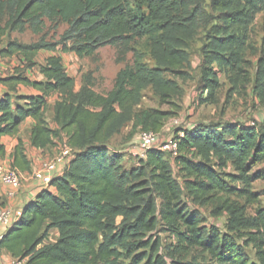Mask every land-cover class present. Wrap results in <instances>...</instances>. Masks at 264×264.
I'll use <instances>...</instances> for the list:
<instances>
[{"label": "trees", "instance_id": "16d2710c", "mask_svg": "<svg viewBox=\"0 0 264 264\" xmlns=\"http://www.w3.org/2000/svg\"><path fill=\"white\" fill-rule=\"evenodd\" d=\"M206 0H0V45L14 32L30 27L35 35L44 32L46 21L56 29H67L56 43L41 39L32 45L9 42L0 49L4 59L17 57L15 75L0 79L16 90L17 85L32 87L39 95L17 105L10 93L0 98V156L5 155L3 136H16L28 118L35 121L31 146L55 148L67 140L76 156L64 176L51 183L37 199L23 208V214L5 234L1 249L12 258H28V264H199L160 255L159 230L173 232L184 249L197 248L217 264H264V209L257 218L246 216L245 205L233 201L236 194L246 204L258 201L249 189L256 179L254 169L264 165V129L257 126L196 128L186 132L179 143V156L170 162L168 153L150 151L136 169L124 170L119 154L111 155L108 143L133 119L132 132H159L169 112H136L143 91L153 87L163 103H171L181 91L178 83L165 79V73L184 76L190 62L183 35H191L213 22L215 37L207 52L202 71L206 101H214L219 85L214 63L232 43V28L240 0H215L216 16L204 8ZM245 1V0H242ZM140 42L152 54L158 68L143 62L136 49ZM74 53L78 58H95L101 48L118 49L117 61L133 54V65L121 69L112 90L99 94L91 77L76 93L78 103L57 102L52 129L46 120L48 98L65 93L74 84L63 60L50 56L39 66L43 81H31L24 73L32 70L38 53ZM214 55V56H213ZM232 62L238 57L232 55ZM239 72L250 77L244 68ZM256 90L264 94V55L255 78ZM202 100V102H206ZM229 165L233 175H225ZM12 166L31 171V162L22 139L12 156ZM177 169V172L175 171ZM240 182L235 190L226 182ZM160 199V201H159ZM212 205V216L226 215L225 230L206 224L198 206ZM56 234V240L51 235ZM241 241V242H240ZM252 245L254 257L246 248ZM141 251V253H138ZM167 257L169 259H167ZM170 261V263L168 262Z\"/></svg>", "mask_w": 264, "mask_h": 264}, {"label": "rangeland", "instance_id": "374dc122", "mask_svg": "<svg viewBox=\"0 0 264 264\" xmlns=\"http://www.w3.org/2000/svg\"><path fill=\"white\" fill-rule=\"evenodd\" d=\"M215 0H206L204 8L209 14L216 16ZM236 10L231 9L234 15L232 28L227 36H231L233 41L226 47L225 52L220 56L222 64L214 63L213 71L217 74L219 85L215 91L214 101H206V94L203 93L202 71L207 52L211 50V42H214V26L217 22H213L206 28H201L191 35H183L186 42L183 50L188 52L190 62L186 65L184 76L165 73L164 77L168 81L178 83L181 91L174 96L171 103H163L160 94L153 87H147L142 94V99L135 109L136 112L141 110H156L161 112H169L170 116L165 120L159 134L164 140L177 137L180 130L191 132L196 128H220L237 126H255L264 129V94L259 95L256 90L255 78L259 69V62L264 55V0H240L236 5ZM67 29V25L60 23L58 28L51 27L49 21H46L44 32L41 35H35L30 27H26L23 32L9 33L4 39L0 49L4 48L9 42H16L21 45H32L37 43L44 36L47 42L56 43L60 41V36ZM143 57V62L150 68H158V64L152 54L146 49L143 42L135 46ZM59 52L65 54L63 56V67L66 74L75 80L74 86L64 94L57 92L53 94V100L47 104V110L50 115L46 117L50 124L53 123L51 107L53 102L78 103L76 93L86 84L88 77H91L94 90L99 94H106L112 90L116 75L118 72L128 65H133V54L129 53L124 62L119 63L118 49L116 47L107 46L101 48L95 58L80 59L72 53H64L62 46H59ZM40 54V55H39ZM238 57V62H232V55ZM214 56V55H213ZM48 58L46 50L38 53L34 62L36 66L44 64ZM1 59L2 67L11 63ZM18 59V58H17ZM234 60V59H233ZM16 68L19 64L16 62ZM18 64V65H17ZM239 68L245 69V74L250 77V83L246 82L243 73L239 72ZM12 70H0V77L3 74H10ZM57 95V97H56ZM56 97V99H55ZM205 100L206 102H202ZM133 119L127 126L109 141V151L111 155L119 154L122 158L124 170L130 172L138 166L136 160L130 153L128 148L135 142L140 133L138 129L132 132ZM53 149V148H52ZM170 162L174 158L167 156ZM177 172V169L175 168ZM224 174L233 175L234 169L229 167L224 170ZM256 179L249 188L251 192L259 194L258 201L254 204H246L244 199H240L236 194L231 195L233 201L239 202L246 207V216L250 220L257 218V210L264 209V165L254 169L253 173ZM228 176V175H227ZM232 189L244 190L245 187L240 182H233L229 178L225 179ZM160 201V199H159ZM206 224L225 230L226 215L220 217L212 216V205L198 206ZM162 243V251L160 255L174 256L177 260L185 262H194L199 264H217L207 254L197 248L184 249L176 235L173 232L159 230L157 234ZM51 240H56V234L51 235ZM241 242V241H240ZM247 254L253 258L254 249L252 245L246 248ZM138 253H141L139 251ZM172 255V256H171ZM167 257V259H169ZM170 263V261L168 260ZM123 264H134L133 258H124ZM145 260L143 264H146Z\"/></svg>", "mask_w": 264, "mask_h": 264}, {"label": "built area", "instance_id": "2783aa9c", "mask_svg": "<svg viewBox=\"0 0 264 264\" xmlns=\"http://www.w3.org/2000/svg\"><path fill=\"white\" fill-rule=\"evenodd\" d=\"M2 68L0 59V70ZM251 127H255V124ZM186 132L185 130H180L177 137L164 140L159 132L142 131L138 139L128 148L127 152L138 161L146 160L148 153L153 150L168 153L175 159L179 156V143L185 138ZM55 152L53 159L43 162L33 174L36 180L41 181L42 188L45 190L52 188L51 183L54 180L46 174L55 170L59 164H65L69 168L76 156V150L69 146L66 139L56 141ZM22 180V173L14 168L11 162L0 164V187L3 189L7 199V204L0 207V228H4L3 232H0V247L5 234L23 214V209L15 210L13 205V202L21 193ZM28 261V258H12L9 256L2 264H28Z\"/></svg>", "mask_w": 264, "mask_h": 264}, {"label": "crops", "instance_id": "0c3cea01", "mask_svg": "<svg viewBox=\"0 0 264 264\" xmlns=\"http://www.w3.org/2000/svg\"><path fill=\"white\" fill-rule=\"evenodd\" d=\"M46 52L48 53V57L58 56V57H61L63 59V56H65V54L59 52V47H58L57 51H55V52H52V51H46ZM72 54H74V53H72ZM4 61H6L7 63H9V61H11V63L6 65V66L4 65L3 69L8 70L9 68H11L12 70L14 69V71H12L10 74L1 75L0 79H4V78L10 77V76H14L15 75V68H16L15 63L17 62L18 64H20V61H19V59H17V57L4 59ZM41 65H43V64H40V66ZM24 76H26L31 81H39L40 82V81L44 80V77L40 73L39 66H35L32 70H27L24 73ZM8 93H10V96L12 97L13 102L17 105L27 104L26 100H22V101L17 100L18 97L28 98V97L37 96L40 94L39 91H37L36 89H34L32 87L21 85V84L17 85L15 91H12L8 85L0 82V96L6 95ZM52 97H53V95H51L48 98L47 104L52 102V100H53ZM56 97H57V95H56ZM56 97H55V99H56ZM57 102L58 101L55 100L52 104V107H51L52 120H53V116H54V106ZM48 115H50V114L47 111L46 117H48ZM46 120L52 129L57 128V126L54 122L50 124V122L47 118H46ZM34 126H35V121L31 118H28L26 121H24L21 124L19 131H18V134L16 136H3L1 138V143L5 148V155L0 156V164L4 163V162H9V163L11 162L12 163V156H13L15 148L18 144V139H22L24 147H25V152L27 154L29 161L31 162V171L30 172H27V171L21 172L22 173V179H23L22 180L23 186H22V190H21L19 197L13 202L15 210L23 209L28 203L35 201L37 199L38 195L40 194V192L45 190L44 188H42L41 181L36 180L34 178L33 174L36 170H38V168L40 167V165L43 162H47L49 160H52L55 153H56L55 148H53V149L52 148L37 149V148H34L31 146L30 138H31V133H32V129ZM67 170H68V168L66 167L65 164H59L55 170L48 172L46 175H49L53 179H56V178L64 176L65 173L67 172ZM6 204H7V199L4 195L3 189L0 187V207L5 206ZM3 230H4V228L1 227L0 232H3ZM8 258H9V255H7L5 253V251L0 248V264H2Z\"/></svg>", "mask_w": 264, "mask_h": 264}]
</instances>
